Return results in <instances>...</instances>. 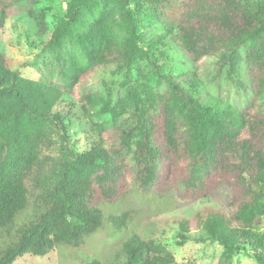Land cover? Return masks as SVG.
Returning a JSON list of instances; mask_svg holds the SVG:
<instances>
[{
	"label": "trees",
	"instance_id": "16d2710c",
	"mask_svg": "<svg viewBox=\"0 0 264 264\" xmlns=\"http://www.w3.org/2000/svg\"><path fill=\"white\" fill-rule=\"evenodd\" d=\"M17 2L45 49L57 50L61 81L25 78L0 51V233L12 236L0 246V264L45 256L61 243L79 246L99 229L97 204L127 190L126 153L141 193L219 202L177 219V245L209 241L222 247L217 264H236L241 251L264 264V0H67L53 28L52 7L41 0H0V27ZM98 6L103 16L90 23ZM70 39L86 62L69 51ZM138 59L155 85L134 75ZM211 66L244 88L245 104L211 91ZM98 67L109 71L101 77L107 98L79 85ZM65 95L83 115L97 106L109 113L120 129L115 145L105 146L106 129L96 125L99 140L79 150L69 135L72 113L58 108ZM31 202L33 218L16 227ZM132 213L106 218L121 229ZM86 264L181 263L160 239L134 233L106 263Z\"/></svg>",
	"mask_w": 264,
	"mask_h": 264
},
{
	"label": "rangeland",
	"instance_id": "374dc122",
	"mask_svg": "<svg viewBox=\"0 0 264 264\" xmlns=\"http://www.w3.org/2000/svg\"><path fill=\"white\" fill-rule=\"evenodd\" d=\"M67 0H41V5L52 7L47 18L50 28H53L62 14L65 12ZM19 4V5H18ZM24 7V6H23ZM20 2L11 4L7 8L4 25L0 27V51L4 54L8 65L18 69L25 78L40 80L44 82H60L59 63L56 49H45V37L37 34L32 21L26 15H20L22 11ZM103 16L101 6H98L88 16L89 22H98ZM69 51L80 62H86V56L81 46L74 43L73 39L68 41ZM227 68H229L226 65ZM166 71L177 72L174 68H166ZM134 75L138 78L151 80L147 64L138 59L134 66ZM109 74L103 67L95 68L89 72L86 80H82L84 86H91L94 91L103 98L108 97V89L101 82V77ZM209 80L211 91L215 95L225 96L229 102L243 105L248 100L249 94L237 82L220 69L211 66L206 74ZM155 85V81H152ZM81 87L77 86L75 96L78 98ZM74 96V97H75ZM75 97V98H76ZM70 109V120L73 121L69 127L71 141L79 150L88 149L94 142L98 141L100 135L96 125H102L106 130L102 134L106 147H112L116 142V134L120 133L117 125H114L109 113L102 112L100 106L91 111L89 116L81 114L76 100L69 95L62 97L58 108ZM91 127H94L91 129ZM159 141L163 143L160 135ZM162 147V146H161ZM164 154L168 153L167 148L162 147ZM124 162L128 168L126 173L127 190L121 199L116 201H104L97 204L101 210L103 225L94 233L85 235L79 246L59 244L54 250L45 256L26 254L19 257L13 264H86L90 258H98L103 262L111 259L115 248L121 240L127 236L137 233L143 238L155 236L166 243L169 249L175 254L176 260L181 264H217L222 247L218 243L190 241L184 245H177L176 229L179 217H191L203 206L217 207L219 202L211 198H203L192 202L181 199L176 192L165 194H143L132 177L135 169V162L130 153L124 156ZM163 161L168 157L163 155ZM36 207L31 202L17 218L16 227L29 222ZM127 210H132L133 218L130 219L127 227L116 229L115 225L106 217L121 215ZM264 229V219L261 226ZM199 229L194 233L199 234ZM0 246L12 237L6 232H1ZM236 264H259L248 251H241L235 257Z\"/></svg>",
	"mask_w": 264,
	"mask_h": 264
}]
</instances>
